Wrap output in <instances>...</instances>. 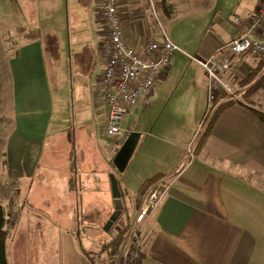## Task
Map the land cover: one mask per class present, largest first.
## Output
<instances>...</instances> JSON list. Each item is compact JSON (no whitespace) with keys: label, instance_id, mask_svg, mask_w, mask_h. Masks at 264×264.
<instances>
[{"label":"crops","instance_id":"0c3cea01","mask_svg":"<svg viewBox=\"0 0 264 264\" xmlns=\"http://www.w3.org/2000/svg\"><path fill=\"white\" fill-rule=\"evenodd\" d=\"M21 1L3 0L0 12V44L8 74L4 84L9 85L12 96V130L4 154L10 176L16 180L38 168L45 143H58L56 132L49 133L51 124L59 121L53 120L51 98L56 73L47 70L50 61L46 55L56 58V32L62 33L59 0H53L55 6L49 13L45 9L51 0H33L29 10L20 8ZM95 1L91 15L101 27H97L101 48L107 39V31L100 0ZM262 2L258 0L253 8H245L232 16L226 15L230 8L223 2L219 4V0H194V3H190L196 7L194 15L201 17L194 21L201 23V28L195 46L190 49L197 57L192 56L206 59L213 54L221 44L228 42L247 25ZM152 6L149 0H117L124 40L136 50H141L152 39L161 40V10L169 14L174 12L169 0H154ZM48 17L51 22L48 31L55 32L54 35L39 33ZM166 35L177 46H185L175 36ZM176 52L171 56L167 69L159 74L154 83L150 106L145 111L137 109V106L132 108L128 114L139 113L133 128L124 126L125 118L122 124L125 131L119 145L107 147L113 161L128 134L137 132L139 138L134 150L137 164L131 173L132 181H137L139 189L141 183L152 175L159 172L166 175L163 198L141 237L140 256L135 264H264V126L247 107L239 103L229 104L196 149L204 128L202 125L194 143L195 159L186 162L183 153L193 138L191 134L195 123H184L181 119L180 123H170L173 118L168 113L163 118L161 114H153L172 73ZM252 59H240L232 66L226 75L231 85H237L256 71L257 64ZM104 66L105 62L101 74ZM187 69L196 72L194 79L197 90L204 93V70L198 64ZM249 85L250 82H247L244 86L246 95L249 94ZM200 101L199 107L202 109ZM92 102V117H84V122L81 120L88 124L78 131L73 128L69 136V142L75 145L74 150L69 151V162L76 169L74 175H70L74 176V180L69 183L73 186L69 191H76V197L81 192L82 199L83 192L93 191L95 184L101 182L98 166L105 167L106 164L96 146L90 143L88 133L90 131L93 136L95 131L96 134V123H100L98 129L103 137L106 108L95 97ZM247 103L258 105L254 101ZM49 161L54 163L55 170L58 169L56 159ZM45 165L49 168L53 164ZM66 173L69 176L67 171L62 175ZM117 184L119 187L118 181ZM119 190L124 194L120 187ZM123 197L121 195V201ZM139 199L141 207L145 196ZM122 205L125 207L126 224H130L127 206L123 201ZM107 225L109 227L106 226L105 230L110 239L114 232L110 223L107 222ZM103 255L98 256L103 258ZM104 264H107L106 261Z\"/></svg>","mask_w":264,"mask_h":264},{"label":"rangeland","instance_id":"374dc122","mask_svg":"<svg viewBox=\"0 0 264 264\" xmlns=\"http://www.w3.org/2000/svg\"><path fill=\"white\" fill-rule=\"evenodd\" d=\"M2 1L0 0V12ZM257 1L219 0V4L225 3L230 8L226 15L232 16L245 8H253ZM169 2L173 5L174 12L169 14L161 10L159 26L166 34L180 39L185 46L178 45L180 50L175 54L172 73L162 89L153 114H161L163 118L168 113L173 118L169 119L170 123H180L179 119L184 123H195L192 137L196 130L201 131L199 125L207 107V85L204 93L202 90L198 91L194 79L196 72L187 69L188 66L197 67L188 54L194 55L190 49L195 46L201 28V23L194 21L201 17L194 15L196 7L190 4L194 3V0ZM32 4L33 0H22L19 6L21 9L29 10ZM54 6L55 1L51 0L45 10L49 13ZM95 6V0H59L62 33L56 32L58 38L56 58L46 55L51 62L47 63V70L52 74L56 73L51 98L53 120L59 121L51 124L49 133L56 132L58 143H45L43 158L38 168L32 170L31 174L26 173L19 180L10 176L5 164V144L12 130V96L9 85L4 84L8 74L2 54L4 51L0 44V202L13 219V225L4 240L7 264H104L102 262L104 255L99 259L97 256L100 254L101 242L109 239L105 228L109 227L107 222L115 210L110 174L115 176L124 192L122 201L127 206L130 224L135 223L141 203L137 181L131 179V173L137 164L136 152L131 156L126 169L119 172L112 161L111 152L107 149L118 146L123 134L112 136L102 131L104 135L101 137L98 129L100 123H96V134L95 131L93 136L90 131L88 133L90 143L96 146L98 154L106 162L105 167L98 166L101 182L95 184L96 189L93 191L83 192V199L81 192L77 193L76 197V191L73 193L69 191V188L73 187L69 183L74 180V176L70 175L76 172L68 157L69 151H73L75 147L69 142V136L73 128L78 131L84 124H88L83 123L86 121L84 117H92V100L104 65L100 37L97 34L99 32L97 27H100V24H97L91 15ZM228 16L226 17L229 18ZM50 27L48 17L39 33L54 35L55 32L48 31ZM252 60L257 64L256 71H252L250 77L246 76L244 84L238 82L237 85H232L233 95L237 99L241 98L246 91L245 83L250 82L247 101H254L257 106L264 109V59ZM200 99L202 109L199 107ZM149 103L151 104L152 100ZM150 104L136 108L145 111ZM138 114L137 112L128 114L124 126L132 129ZM210 115L211 112H207L204 123L208 122ZM88 120L92 121L91 118ZM78 121L82 123H77ZM72 139L73 137L70 140ZM141 142L142 139L138 145ZM51 158L58 162L57 171L54 163L49 161ZM45 163L53 164V168H46ZM65 171L69 176L67 173L62 175ZM114 227L112 232L115 234L118 231L113 230Z\"/></svg>","mask_w":264,"mask_h":264},{"label":"built area","instance_id":"2783aa9c","mask_svg":"<svg viewBox=\"0 0 264 264\" xmlns=\"http://www.w3.org/2000/svg\"><path fill=\"white\" fill-rule=\"evenodd\" d=\"M149 2L151 6L154 5V0ZM100 5L107 39L100 48L105 66L94 96L106 108L104 132L118 136L125 131L122 124L129 111L138 105L149 104L157 77L167 69L171 56L180 48L161 28V40L152 39L141 50H136L124 40L117 0H100ZM234 20L237 21V18ZM246 57L264 59V0L247 25L228 42L221 44L209 57L199 59L189 55L190 60L204 70L208 112H212L218 104L221 93L233 95L232 85L227 81L226 75L236 62ZM204 120H201L199 128ZM198 135L199 130H196L184 150L183 158L186 162L195 159L194 143ZM163 194L164 190H161L145 196L135 223L127 225L119 252L109 264L136 263L140 256L141 237Z\"/></svg>","mask_w":264,"mask_h":264},{"label":"trees","instance_id":"16d2710c","mask_svg":"<svg viewBox=\"0 0 264 264\" xmlns=\"http://www.w3.org/2000/svg\"><path fill=\"white\" fill-rule=\"evenodd\" d=\"M245 77L244 79L239 81L240 83L244 84V81H246ZM247 83V82H246ZM233 103H239L245 107L248 108V110L257 118V120L264 126V109L257 105H249L247 103V97L246 94H242V97L237 99V97H234V95H229L226 93H221L218 97V104L215 106V108L212 110L210 118L207 123H202L203 125V131L200 134L199 137V144L197 145L196 149L201 145V143L204 141V139L208 136L213 124L215 123L218 116L222 113L224 108L228 106L229 104ZM207 110L204 112L203 119L207 116ZM210 113V112H208ZM202 119V120H203ZM195 152V148H194ZM166 175L164 173H156L152 175L151 177L145 179L139 189L138 194L141 196H146L147 194H150L154 191H161L164 188V177ZM121 195H123L121 193ZM125 208V207H124ZM123 208V209H124ZM125 210V209H124ZM116 211L114 210L112 215L115 214ZM121 214V213H120ZM13 225V219L11 218V215L7 211L6 207H4L0 202V264H7L6 258H5V246H4V240L7 234L10 232V228ZM128 224L125 225L123 229L116 232L110 239L106 241H102L100 245V254L104 253V258L102 259V262L106 261L107 264L111 263L117 256L119 249L122 245L125 230ZM97 259H99V256H97Z\"/></svg>","mask_w":264,"mask_h":264},{"label":"water","instance_id":"95a60500","mask_svg":"<svg viewBox=\"0 0 264 264\" xmlns=\"http://www.w3.org/2000/svg\"><path fill=\"white\" fill-rule=\"evenodd\" d=\"M138 138H139V133L137 132L129 133L128 136L123 141V143L121 144L118 151L115 153L113 157V163L119 172L125 170L127 163L136 148ZM109 178L111 183L112 197L115 205V211H116L115 214H120V213L122 214V216L119 218L117 224L113 229L115 231H119L126 224L127 218L125 211H123L124 209L120 198L121 193L117 184V180L113 174H110Z\"/></svg>","mask_w":264,"mask_h":264},{"label":"flooded vegetation","instance_id":"af4514ba","mask_svg":"<svg viewBox=\"0 0 264 264\" xmlns=\"http://www.w3.org/2000/svg\"><path fill=\"white\" fill-rule=\"evenodd\" d=\"M119 218H120V214H113V215L110 217V219L108 220V223H110V225H111L112 227H114V226L117 224Z\"/></svg>","mask_w":264,"mask_h":264}]
</instances>
